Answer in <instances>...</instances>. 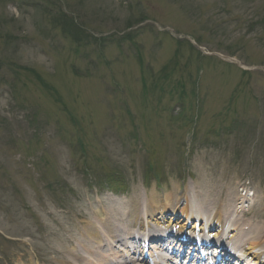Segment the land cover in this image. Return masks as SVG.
Listing matches in <instances>:
<instances>
[{"label":"rangeland","instance_id":"1","mask_svg":"<svg viewBox=\"0 0 264 264\" xmlns=\"http://www.w3.org/2000/svg\"><path fill=\"white\" fill-rule=\"evenodd\" d=\"M190 184L264 225V0H0V264H72L87 221Z\"/></svg>","mask_w":264,"mask_h":264},{"label":"bare ground","instance_id":"2","mask_svg":"<svg viewBox=\"0 0 264 264\" xmlns=\"http://www.w3.org/2000/svg\"><path fill=\"white\" fill-rule=\"evenodd\" d=\"M189 190L191 191L188 196V201L180 208L176 207L183 203L182 199L175 198L173 193L165 195L164 200H166V202H163L159 197L160 195L154 192L152 194H147L148 198L143 199L138 195L136 199L130 200L127 204H122L124 210H126V214H122L119 211L111 213L106 210L104 212V217L98 215L94 220L87 221L84 230L81 231L82 235L87 238V242H85V240H79L78 242V246L82 247L85 254H75V262L71 263L119 264L118 258L122 256L125 258L124 251L127 255L140 252L142 255L147 256L145 251L146 248L143 247L142 244L151 236L155 235V229H150L153 222L154 225L162 227L161 229L163 232L167 233L165 236L171 237L175 235V233H180L185 230H187L188 233H194L197 224H194L191 228H187V224L192 217H196L198 220H206L207 225L210 224L207 233L212 237H217L224 229H227L228 238L240 248L241 253H238L236 261L241 262V264H264V235L261 239L258 236L253 237L244 234L242 231L244 224L240 225L236 220L238 216L237 213L232 212L223 214L220 208L208 210L204 205H200L195 200V197L198 200L195 194L197 190L196 187L195 189L191 187ZM247 194L252 195L250 192H247ZM250 200L252 201L253 198ZM255 203L256 201H254V204ZM142 210L144 214L146 211L148 215L147 220L144 219ZM178 212L185 215L186 220H181L178 217ZM208 221H210V223ZM199 228L203 230L206 227L202 225L199 226ZM249 230L248 233L250 234L252 229ZM232 231H236V233L232 234ZM198 233L201 234V232ZM53 234L59 235L58 232ZM159 237L158 235L155 238ZM171 241H173V238ZM118 244L125 247V249L122 250L123 253H121V250H118ZM170 246L172 247L173 244H170ZM149 254L152 255L153 251H150ZM139 258H142V261L146 264H155L150 257L139 256L138 259Z\"/></svg>","mask_w":264,"mask_h":264}]
</instances>
